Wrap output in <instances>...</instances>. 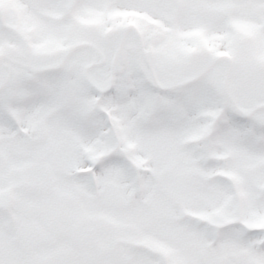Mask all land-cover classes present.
<instances>
[{"label":"snow or ice","instance_id":"snow-or-ice-1","mask_svg":"<svg viewBox=\"0 0 264 264\" xmlns=\"http://www.w3.org/2000/svg\"><path fill=\"white\" fill-rule=\"evenodd\" d=\"M0 264H264V0H0Z\"/></svg>","mask_w":264,"mask_h":264}]
</instances>
